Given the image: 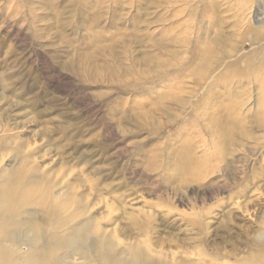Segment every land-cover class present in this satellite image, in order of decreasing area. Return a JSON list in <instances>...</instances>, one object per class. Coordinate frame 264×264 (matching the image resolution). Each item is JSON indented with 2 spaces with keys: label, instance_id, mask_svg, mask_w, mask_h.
Here are the masks:
<instances>
[{
  "label": "rangeland",
  "instance_id": "1",
  "mask_svg": "<svg viewBox=\"0 0 264 264\" xmlns=\"http://www.w3.org/2000/svg\"><path fill=\"white\" fill-rule=\"evenodd\" d=\"M227 2L232 10L223 13ZM259 2L216 0L228 39L217 47L218 56H229V45L241 47L239 54L251 51L244 32L264 30L256 26L264 13ZM211 3L0 0L5 146L17 149L21 141L34 170L91 202L101 200L94 215L103 217L104 228L142 244L144 237L134 236L131 217L108 191L131 193L124 208L152 215L150 239L161 241L155 248L172 262L174 252L194 260L200 252L245 257L264 233V64L232 67L214 92L198 82L191 59L200 42L219 31ZM177 90L195 95L199 107L184 110L172 102ZM230 113L236 123L227 132Z\"/></svg>",
  "mask_w": 264,
  "mask_h": 264
},
{
  "label": "bare ground",
  "instance_id": "2",
  "mask_svg": "<svg viewBox=\"0 0 264 264\" xmlns=\"http://www.w3.org/2000/svg\"><path fill=\"white\" fill-rule=\"evenodd\" d=\"M213 2V4L211 3V10H216L219 13L217 17H214L219 31L215 32L213 40L206 36L200 42L198 51L195 52L196 55L191 59L194 67L192 72L199 78L198 82L201 84L204 82L203 87L208 86L207 91L215 87L216 83L223 81L222 77L224 74L232 75L230 74L232 67L242 63L246 67L245 69H251L255 64H264V30L259 31L253 27H246L244 32L245 37H247L245 41L252 45L250 52L239 54L241 47L229 45L231 46L229 56H218L217 47L220 43H227L228 41V39L226 41L227 37L224 38L222 34V29L224 28L223 20L225 19L221 15L225 12H230L232 9L230 7L231 4L227 2L222 13L216 0H213ZM259 5L264 4L259 2ZM261 17L263 21L259 20ZM263 17L264 13L257 18V28H259L258 26H264ZM232 18L234 22H241L240 20H235L234 16ZM226 24H228L227 20ZM232 25L238 26L234 23ZM242 26L241 24L240 27ZM184 37L182 33V38ZM242 37L243 35L238 38L234 34V39L238 41ZM188 40L184 38L180 41L183 46L184 44L187 46ZM180 41L179 43L181 44ZM173 42L178 46L177 40L176 42L173 40ZM245 46L247 45L243 44V48ZM233 52L238 54H233ZM224 53L226 54V50ZM243 59H247V61ZM224 83L226 82L222 83L225 86ZM180 84L182 85L181 82ZM228 87L232 89L231 86L228 85ZM226 90L229 91V95L232 97L233 89L230 91L226 86ZM214 91L215 88H213ZM243 91L245 90L243 89ZM177 92L179 91L177 90ZM258 92L260 93L261 91ZM183 94L186 95L185 92H179L178 96L172 99V102L182 105L183 109H188L187 106L192 109L199 107L200 104L194 97L195 95L182 96ZM237 96L239 97V95ZM218 99H220L219 96ZM204 100L206 99L204 98ZM163 109L166 108L163 107ZM233 109L232 111H234ZM196 113L195 111L194 114ZM228 117L229 121L225 120V123H223L227 132L232 130V128L234 129L236 123L231 113ZM183 121L182 123L185 122ZM224 127L221 129L224 130ZM4 133L6 134H3L0 138V264H264V233L258 236L256 249L245 257L237 258L231 255H220L218 253L210 255L200 252L192 254L195 258H198V260H194L190 259L185 252L181 256H179V253L174 252L173 254L175 255L172 256L175 257L174 262L169 261L166 256L170 257V254H167L165 250L155 248V244H160L161 241L153 243L150 239L152 215L148 212L140 211V207H137L138 211H135L133 206H131L132 209L124 208L127 205V199H131V193L128 194V191H122L121 189H116L115 191L110 189L108 192H111L112 195L113 193L115 194L114 196H116L119 206L124 209L126 216L131 217L130 225L134 228V236L139 234L145 239L142 244H130L122 241L123 239L120 238V232H118L117 228L109 233L102 225L103 217L97 218L94 215L97 208L101 207V200H99L100 202L98 201L99 203L96 200L91 202L85 194L78 196L74 194L75 189L68 188L62 183L53 182L47 178V175L41 174L39 170H34L33 167L36 166V163L32 161L33 156H31V153L23 152L20 147L21 141L18 140L17 144L14 141L15 147L18 148L9 149L5 146L9 144L6 141L7 128L4 129ZM247 139L249 141V138ZM226 141L229 144L231 143L230 139H226ZM11 143L14 144L13 142ZM25 146L23 148H26ZM9 157L13 159V162L11 161L7 165L6 161H10ZM90 189L98 192L92 184ZM106 207L110 210L114 209V211L119 208L115 207L114 203L113 205L107 203ZM137 214L139 217L142 216L141 220L137 219ZM110 221L112 222L113 220L110 219ZM96 226L99 227L96 228ZM133 233L131 232V234Z\"/></svg>",
  "mask_w": 264,
  "mask_h": 264
}]
</instances>
